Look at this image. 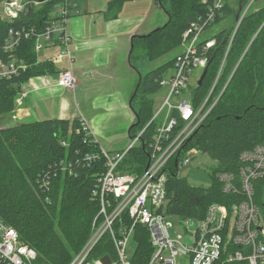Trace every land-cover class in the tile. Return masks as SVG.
<instances>
[{
  "label": "trees",
  "instance_id": "1",
  "mask_svg": "<svg viewBox=\"0 0 264 264\" xmlns=\"http://www.w3.org/2000/svg\"><path fill=\"white\" fill-rule=\"evenodd\" d=\"M5 0H0V3ZM135 0H110L111 11H119L125 3ZM168 15V21L148 37H136L130 63L140 59L154 62L181 49L182 36L198 16L208 8L203 0H154ZM252 0H238V8L228 5L222 17L226 20L218 33V45L211 55V64L202 85L195 89L199 103L208 94L223 60L228 33L232 29L239 7L245 8ZM54 2L37 7L31 17L22 16L10 23L0 15V63L17 60L28 65L11 80L0 77V218L17 230L20 238L38 253L35 264H69L89 239L93 220L99 214L93 193L99 189L104 159L87 163L85 156L99 152V144L85 139L78 119H47L3 126L16 111V99L22 85L31 77L46 73L49 63L38 61L35 40H23L15 53L5 51V42L12 29L28 30L41 27L50 15ZM254 38L249 49V43ZM246 51V52H245ZM173 60L146 74H141L139 88L132 100L137 118L129 136L142 130L154 115V95L159 92L160 80L170 70ZM236 71L206 123L190 140L187 148L208 154L217 161L213 184L208 188L192 186L187 178L169 176L166 215L179 218L204 219L214 204L227 206L244 199L243 192L226 193L216 179L218 172L238 175L243 151L264 142V0H254L235 36L227 65ZM137 68V67H136ZM228 79H226V82ZM154 125V124H153ZM151 125L147 131H152ZM151 132L148 134L150 136ZM87 142H86V141ZM66 141L67 146L62 142ZM148 158L142 146L130 151L124 165L132 172L146 167ZM255 202L264 216V178L254 182ZM138 230V247L132 264H146L150 255L148 235ZM228 253L243 251L230 244ZM215 264H248L247 261L229 262L224 254Z\"/></svg>",
  "mask_w": 264,
  "mask_h": 264
},
{
  "label": "built area",
  "instance_id": "2",
  "mask_svg": "<svg viewBox=\"0 0 264 264\" xmlns=\"http://www.w3.org/2000/svg\"><path fill=\"white\" fill-rule=\"evenodd\" d=\"M253 1L245 8L239 7L238 19L236 16L228 33L229 42L219 72L204 99L197 103L194 92L206 69L207 76L211 55L218 45V33L226 20L214 23L218 16H223L227 5L232 9L238 8L235 0H203L208 8L206 14L198 16V20L185 30L181 49L170 70L160 80V88H166L167 95L160 108L154 109L147 126L130 137L128 147L116 152L100 147L99 152L85 156L87 163L102 159L105 162L99 189L93 193L99 214L92 222L89 239L69 264H132L136 252L132 256L129 254V244L132 237L138 243L139 229L148 235L150 255L146 264H215L224 254L229 262L245 260L248 264H264V216L255 202L254 187L255 181L264 178V142L241 153L238 175L223 171L216 174L224 192H243L244 199L234 204L232 210L214 203L204 219L180 218L185 233L177 237L171 236L165 212L169 176L176 174L182 177L179 170L191 162L189 156L183 154L194 151L187 148L190 140L206 123L236 71L235 67L221 94L215 98L235 36ZM50 2H54L52 11L41 27L9 32L4 46L6 52L15 53L23 40L34 39L35 50L59 46L61 51L55 59L67 57L71 64L69 47L72 38L68 34L67 23L79 13L78 0H46L42 3L5 0V17L2 18L14 23L28 15L31 3L35 10ZM217 26L220 30L214 34ZM27 67L15 59L8 64L0 63V77L11 80ZM197 70L201 73L195 81L193 73ZM57 85L74 92L77 87L75 73L71 69L58 70ZM22 95L21 91L16 99V108L21 105ZM77 119L80 124L77 132H83L86 140L98 144L84 117ZM151 125L154 129L147 131ZM62 145L67 146L68 143L63 141ZM138 146L143 147L148 163L142 171L132 172L124 163L130 151ZM230 244L250 248V252L228 253ZM105 257L110 259L109 263L104 262ZM37 258V251L0 218V264H35Z\"/></svg>",
  "mask_w": 264,
  "mask_h": 264
},
{
  "label": "crops",
  "instance_id": "3",
  "mask_svg": "<svg viewBox=\"0 0 264 264\" xmlns=\"http://www.w3.org/2000/svg\"><path fill=\"white\" fill-rule=\"evenodd\" d=\"M141 1H130L121 10L111 11L108 6L97 7L91 0H78L79 13L67 23L72 38L71 64L67 57L55 59L61 51L59 46L34 49L36 59L48 62L50 69L22 85V102L13 120H74L82 116L99 146L116 152L108 150L103 142L113 137H126V128L135 118L127 98L135 68L129 64L131 39L134 35L151 33L143 32L146 22L142 24L143 18L137 10H128L134 2ZM123 10L128 13L124 14ZM63 69L75 73L77 87L74 92L57 85V71Z\"/></svg>",
  "mask_w": 264,
  "mask_h": 264
},
{
  "label": "rangeland",
  "instance_id": "4",
  "mask_svg": "<svg viewBox=\"0 0 264 264\" xmlns=\"http://www.w3.org/2000/svg\"><path fill=\"white\" fill-rule=\"evenodd\" d=\"M19 1L20 3L21 2L24 3L26 0L24 1L19 0ZM91 1L95 2L97 7H99V5L101 7L102 6L107 7L110 0H91ZM235 1L238 3V0H235ZM134 3L135 4H133L132 6H129L128 10H131L132 12L134 10H137L136 12L139 15V17L143 18L142 24L146 22L145 25L142 27L143 32H146V33L152 32L156 28L165 25L166 22L168 21L167 12L164 9H162L160 6H158L154 0H142L141 2H138V3L134 2ZM4 7L5 5H3V2L0 3V15L3 18L5 17ZM166 7L167 8L169 7V0H167ZM250 10H252V6ZM239 12H240V8H239ZM123 13H124V10H123ZM127 13L128 12H125L124 14H127ZM238 14L236 16H238ZM234 23L235 22H233V24ZM219 30H220V26H217L214 34H216ZM177 54L178 52L174 51L154 62L148 61L146 59H140L137 62H135L134 64L136 65L137 68L135 67L136 69L133 68L134 71L132 70L134 74V81H133L132 86H130L128 89V95H127V98L129 100L128 102H130L133 92L137 87L140 74H146L147 72L159 66L164 65L168 61L174 59ZM41 58H43V56H41ZM219 69L217 71V74L219 72ZM234 69L232 68V65L230 64L227 65L226 63V66L224 67V70L221 74L222 77L219 83L217 84L218 87L214 94L215 98L221 94V91L226 85V79H229ZM200 73H201L200 70H197L193 73V76L195 77V81L197 80V77H199ZM167 92L168 91L166 88H161L159 92H157L153 96L155 100L154 109L158 110L160 108L162 101H163L162 99L167 95ZM129 109H131L130 111H133L130 106H129ZM134 117L135 118H133L129 126L126 128V135H125L126 137L124 136L120 138L113 137V138L108 139L107 140L108 142L106 143L103 142L106 148H108V150L118 151V150H124L128 147V145L131 142L130 137L128 136V131H129L130 126L134 124L136 121L135 113H134ZM14 118H16L15 114L13 116V119ZM42 120H47V118L42 119ZM32 121H36V120L32 118V119H25V120L20 119V120L14 121L11 118L10 119L8 118L7 122L4 123L3 126H12V125L21 124L24 122H32ZM101 147L103 146L101 145ZM186 155L189 156V158L191 159V162L187 164L186 166L181 167V169L179 170L180 176L187 178L189 184L192 186H200L203 188L210 187L213 184V173H214V169L217 168V164H218L217 161L213 159L211 156H209L208 154L200 152V151H196V150H194L192 153L187 152L183 154V156H186ZM262 217H263V214H262ZM166 222L170 224L169 230H170L172 237H177L178 235H184L185 231L181 225L180 218L177 215L168 216L166 218ZM233 224H234V220L232 219L231 225ZM231 230H232V226H231ZM137 247H138V243L135 240V238L132 237L130 239V244H129V254L131 256L136 252Z\"/></svg>",
  "mask_w": 264,
  "mask_h": 264
},
{
  "label": "water",
  "instance_id": "5",
  "mask_svg": "<svg viewBox=\"0 0 264 264\" xmlns=\"http://www.w3.org/2000/svg\"><path fill=\"white\" fill-rule=\"evenodd\" d=\"M31 1H32V2H40V3H42V2H45L46 0H31ZM33 13H34V4L31 3V4L29 5V13H28V16L31 17ZM238 16H239V15H238ZM238 16H237V19H238ZM163 26H164V25H163ZM161 27H162V26H161ZM161 27L156 28L154 31L159 30ZM150 35H151V33H150V34H147V35H134V36L132 37V39H131V49H130V53H129V54H131V52L133 51V48H134V43H133L134 38H136V37H148V36H150ZM129 64H130V58H129ZM206 72H207V69L205 70L202 79L199 81V86L202 85V82H203V79H204V77H205V75H206ZM140 82H141V74L139 75V81H138L137 87H136V89L134 90V93H133V95H132V97H131V100H130V102H129V106H130L131 108H132V100H133V98H134V96H135V94H136V92H137V90H138V88H139V84H140ZM132 110L134 111L133 108H132ZM134 113H135V111H134ZM135 116H136V118H137L136 113H135ZM104 262L109 263V262H110V259H109L108 257H105V258H104Z\"/></svg>",
  "mask_w": 264,
  "mask_h": 264
}]
</instances>
